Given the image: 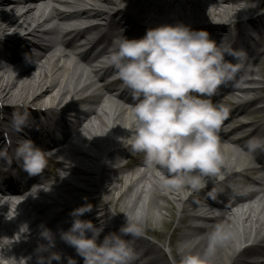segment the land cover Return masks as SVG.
I'll return each mask as SVG.
<instances>
[{"label":"clouds","instance_id":"obj_1","mask_svg":"<svg viewBox=\"0 0 264 264\" xmlns=\"http://www.w3.org/2000/svg\"><path fill=\"white\" fill-rule=\"evenodd\" d=\"M123 31L119 28V35L104 57V66L115 70L134 101L129 105L130 118L124 125L129 130L124 137L127 146L142 153L145 164L157 170L162 189L199 190L205 184V177L222 175L224 164L218 132L228 109L213 103L211 97L219 86L233 79L245 53L211 38L205 29H194L182 22L146 28L137 38H128ZM226 55L237 62L226 60ZM28 118L26 110H14L10 116L12 130L19 132L27 127ZM246 149L250 155L257 150L264 152V137L250 138ZM51 155V151L42 149L28 137L19 139L13 148V158L28 176L42 173ZM6 156V149H0V158ZM57 175L62 178L66 172L57 168ZM38 188L35 187L33 194ZM92 208L86 202L71 209L68 213L71 223L59 232L60 239L74 248L82 258L81 264H132L137 256L133 238L144 234L142 213L136 210L124 214V222L115 231L100 237L104 223L94 224L81 218ZM19 230L26 231V225H21ZM40 235L48 241V246L52 245L49 229L43 228ZM44 247L37 245V249ZM193 247L192 243L178 246L179 258L172 264H216L218 250L226 253L222 264H231L230 256L240 245L233 225L217 223L206 234L202 250L194 251ZM52 260L59 261V253L38 256L37 264H51ZM67 264L76 261L68 257Z\"/></svg>","mask_w":264,"mask_h":264},{"label":"bare ground","instance_id":"obj_2","mask_svg":"<svg viewBox=\"0 0 264 264\" xmlns=\"http://www.w3.org/2000/svg\"><path fill=\"white\" fill-rule=\"evenodd\" d=\"M240 1H243L242 4H240ZM223 2L224 0H89L88 6L92 7L91 15L95 17H102L104 15L107 16V7L105 4H113L118 9L120 7L128 8L133 15L132 20L136 21L138 19L140 21L139 25L135 24L136 28L145 31L146 28L154 27L163 23L174 24L177 22H182L186 25L198 24L202 22L192 23V21L196 19L197 21H204L207 19V16H210L209 18H218L217 20H213V23L232 19H242V17L247 15L245 13H251L252 15H255L254 12L255 8H257L256 5L259 6L262 0H227L225 3L227 6H220L219 4H223ZM7 6H11V8L6 9ZM17 7H19V4L17 3L0 0V32L7 30L11 32L22 31L25 32L24 37H30L31 35H34V39L31 41H24V43L28 44L32 50L36 51L37 53L33 54L29 52L26 54V57L33 62H30V67L21 73L19 70L15 69L17 66H14L15 62H13L15 57L12 54L7 56L9 60L6 59L7 57H1L3 54L0 48V59L4 60L5 63H10L9 65H6L3 61H0V101L8 103V101L23 102L31 99L32 102L42 104L45 101L40 102L41 98L49 99V101H46L48 103L52 102V99L57 98V102L62 106L60 107V110L64 112V109H69L74 103H78L76 97L79 90H76V77H78L79 74L75 72L73 66L68 67L66 65L65 62H68V60L62 61L61 63L59 58L51 60L49 55L44 56L40 51H37L40 46V39L44 34L41 31L43 29V24L48 23L49 19H41L38 16L35 17V13L32 12L34 9L29 6L25 8L26 10H15ZM17 11L24 12L19 16H14L12 12L16 13ZM258 19L259 18H257V20ZM18 20L20 21L18 22ZM255 20L256 19L254 18V21ZM254 21L251 24H253ZM235 23L236 22H229L226 26L222 25V23H219L213 27L217 28V31L218 29H221V31L226 32L227 26L232 27L234 25L237 27V24ZM205 30L208 31L211 37L212 35L210 33L212 30ZM242 35L243 34L241 31L238 30L237 36L241 37ZM36 38L39 41H37ZM250 51H252L250 55L251 57L256 51V53L261 55V57L264 56V49H260V46H257L255 50L252 49ZM247 62L248 60L245 62V64ZM34 68H36V70H34ZM30 71H32V73H30ZM23 74H26L25 77ZM253 83L257 82H248L250 86ZM245 88L248 87L245 86ZM232 95L233 93L230 94V97ZM230 99H224L221 105L225 106L228 103H231ZM230 105L232 106L233 112H235L241 105V100H234L233 104ZM230 108L231 107H229V109ZM112 110L116 114L115 116L117 118L124 114L123 121L118 123L116 122L114 116L111 117V119L114 117L110 123L112 127H108L102 118L96 115V119L99 120L100 126L106 128L105 132L113 133L112 138H110L107 134L106 137L99 139V128H92V123L89 121L85 126V131L88 135H92L91 140L85 138L79 139L78 135L77 139L75 140L76 142H79L78 144L69 142L66 146L67 153L58 152L59 157L68 161L65 162L58 159L55 160L57 161V166L67 172L68 178H77V175L84 173V170H88L90 171V174H94V171H98L104 161H111L114 158L122 159L124 154L128 153V151H132L127 146V143L124 139L129 131L124 128V125L129 121V119H127L125 116L128 114L117 107H112ZM231 113L228 112L223 124H228L227 126H232V128L234 127L235 130H239L243 127V125L239 127L234 126L235 122L232 120L233 116ZM239 115L240 113L237 114V116ZM223 124H221V126ZM223 129L224 128H221L220 130ZM218 136L220 141V150L224 157V164L221 169L222 175L218 177H222L227 171H231L236 165L246 166L247 161L242 158L243 151L240 152L242 155L241 156L238 152H236L234 146L232 148H228L222 144L220 138H224L223 133H219ZM118 137L120 138L118 139ZM90 142L95 148V151H93V149L90 151L89 148L86 150L85 147L81 145ZM100 152L102 153L101 155H99ZM134 153L135 156H143L142 153ZM96 160L100 161V166H96ZM141 163L143 166H145L146 170L139 175L137 181L132 182V174L134 172L133 166L129 168V172L124 178L123 176L119 177L117 175L123 170L121 168H116L114 170L107 171V173L103 174L104 178L101 177L100 180H97V182L100 181L102 183V185L97 186V188L103 193V204H111L113 211L117 213V216L123 222L125 219L124 214H133L136 210H139L142 213L144 231L147 233L157 234V236H161V234L156 233V230L151 227V224L156 221L157 216L155 214L162 218V213L155 210H158L159 208H161V210H171L173 206L176 205L178 207L179 205L180 215L177 220L179 224L182 225V227H176L174 229L173 238L182 241L178 243V246H181L185 243H192L194 245V251L202 250L205 244L206 234L213 226L208 229H202L197 228L193 223L203 221L204 216L196 213L199 211H206V204L211 203L210 195H217V190L213 188L211 183L220 184L221 182H229L233 186L241 188L244 181H237L235 178L236 174L232 171L229 175L219 178L218 180H213L215 179L214 177H205L204 180L206 183L204 186L199 190L188 189L190 191L186 194L184 199L181 195L185 193V189H162L158 183L156 174L157 171L155 172L151 168H148L144 160L141 161ZM83 166H85V168H83ZM243 169L248 171L247 168ZM54 177L55 178L53 180L47 181L52 182L56 180L60 183L57 187L50 186V190L60 196L62 199L69 198V196H71V191L69 190L71 189V184L64 182L60 176L55 175ZM116 183L118 184V188L116 187ZM124 183L127 185V187L124 191H122V186ZM140 183H143L142 186H140ZM137 186L140 188V191L138 192L139 194L136 190H134V188ZM116 190V195H114ZM148 191V200L146 202H141L142 199L140 195L148 193ZM249 196L250 195H246L245 197ZM160 198H163L164 201L159 202L158 200ZM75 199L78 200L79 198ZM172 202H174V205H172ZM258 202L259 208L257 210L249 209V212L243 213L244 217H242L240 220L237 219L236 223L233 224L234 231L236 233V242L238 244L240 240L249 237L252 232L258 234L260 229L259 227L264 225V220H261V217L259 216L264 209V205L262 203V199H259ZM42 203L33 205L30 203L28 207L22 205L19 208L8 207L11 203L5 202L2 204V208H0V223L3 221V225L0 224V226H2V229L7 233V237L11 238L9 241L12 242L11 246L9 247L8 243L5 242V239L0 238V246H2L0 247V254L5 257L4 264H24V259L25 264H37L38 256L48 257L50 252H57L60 255V260H52L51 264H67L65 257L67 255L74 258L76 264H81V262L79 263V259L81 257L76 253L73 254L72 250L67 247L69 245L64 241L59 245L53 242L51 246H48V241L40 235L41 231H38L37 224L38 222H41V219L39 217V211L36 209L39 206H42ZM151 206H153V208ZM71 209L72 208L70 207V204H67L65 211L69 212ZM6 212L8 214L7 217L14 214L11 218H8V223L3 220L4 213ZM33 213L36 217L30 219L29 217ZM100 219H104V216ZM229 221L230 219H228V216L225 214H218L213 218V222L215 224H227ZM122 223H120V225ZM43 224L48 228L52 227L51 223L43 222ZM21 225H26V231L21 232L19 230ZM11 227H15L18 231H20L21 235H19L18 232H13ZM199 233H202L204 237L198 240L196 243H193L194 235ZM28 236H37V239H40V241L36 244H33L34 246L28 248V250L33 253L32 257L28 256L30 254L26 255L23 253L19 255L22 260L17 261V254H19V252L23 250L25 246L24 237ZM258 236L259 240L264 242V232L258 234ZM0 237H2V235H0ZM37 245H44L45 247L43 249H37ZM229 248H231V242L229 243ZM176 250L177 247L173 246L172 257L174 259L179 258L177 256ZM225 255L226 253L224 250H218L215 256L216 264H222ZM252 256H261L264 258V244L261 246H254L250 249H243L241 252H234L230 256L231 264H264V259L262 261H255L252 263L245 262L246 258Z\"/></svg>","mask_w":264,"mask_h":264},{"label":"rangeland","instance_id":"obj_3","mask_svg":"<svg viewBox=\"0 0 264 264\" xmlns=\"http://www.w3.org/2000/svg\"><path fill=\"white\" fill-rule=\"evenodd\" d=\"M210 16H207L206 18V20H209V21H211V20H217L218 18L216 17H214V18H209ZM193 19H196V18H193ZM219 19H223V18H219ZM193 21H197V19L196 20H193ZM155 22V21H154ZM247 67H250V68H254L255 70H260L261 69V67H262V64L260 63V60H259V62H256V66L255 67H253V66H249V64H247ZM145 198V196H142L141 197V199H142V201H144V198ZM152 208H153V206H151ZM165 213V212H164ZM169 213V212H168ZM166 214V213H165ZM173 222V221H172ZM174 224H175V221L173 222V223H171V226H174ZM151 226H153V227H157L158 225L157 224H153V225H151Z\"/></svg>","mask_w":264,"mask_h":264},{"label":"snow or ice","instance_id":"obj_4","mask_svg":"<svg viewBox=\"0 0 264 264\" xmlns=\"http://www.w3.org/2000/svg\"><path fill=\"white\" fill-rule=\"evenodd\" d=\"M239 249H240V247H239ZM239 251V250H238Z\"/></svg>","mask_w":264,"mask_h":264}]
</instances>
